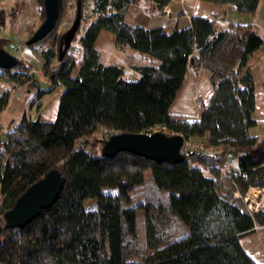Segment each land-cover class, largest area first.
<instances>
[{
    "label": "trees",
    "instance_id": "trees-1",
    "mask_svg": "<svg viewBox=\"0 0 264 264\" xmlns=\"http://www.w3.org/2000/svg\"><path fill=\"white\" fill-rule=\"evenodd\" d=\"M34 1L38 26L44 5ZM66 1H58L54 28L28 45L39 44L50 85L41 87L17 56L14 67L0 69V78L14 81V87H32L35 102L62 88L54 120L24 112L0 137V264H258L239 237L264 225V207L252 211L243 201L250 187L264 188V137L249 131L256 124L255 89L246 67L264 36L240 22L218 28L213 16L192 15L173 28L132 25L121 9L135 0H70L79 23L65 48L66 30L57 33L56 26ZM153 1L158 8L169 2ZM216 1L245 12L258 4ZM36 26L26 27L27 39ZM102 29L140 54L141 61L130 65L137 77L127 76L123 65L100 60L96 38ZM76 36L78 53L70 50ZM8 43L0 37L1 47ZM198 67L209 73V101L198 105V119L172 113L187 72ZM9 96L8 89L0 92V112ZM40 107L38 101V113ZM154 125L184 140L201 137L197 144L215 151L187 149L184 159L172 164L130 151L101 153L102 140L111 133ZM97 134L94 144L88 137ZM232 160L235 166L229 165ZM51 169L65 177L55 201L24 226H6L4 212ZM136 189L142 198L134 203ZM87 199H95V206L86 205ZM137 208L144 211L143 243L136 232ZM182 222L187 231L179 235Z\"/></svg>",
    "mask_w": 264,
    "mask_h": 264
},
{
    "label": "crops",
    "instance_id": "crops-1",
    "mask_svg": "<svg viewBox=\"0 0 264 264\" xmlns=\"http://www.w3.org/2000/svg\"><path fill=\"white\" fill-rule=\"evenodd\" d=\"M23 2L22 0H0V11L3 14L0 21V30L3 29L5 38L9 40V43L5 44L4 48L29 63L31 65L30 73L34 74V77L39 80L41 87H48L50 81L43 70L44 58L38 49L39 44L30 47L24 43L23 47H20L22 41H26L28 37L26 26L33 25L35 20H37V15H34L35 13L31 11L34 1L23 0ZM22 6L24 8L29 6L30 10L27 13L22 12ZM121 12L129 24L146 27L163 26L165 28L184 26L192 15L213 16L216 19L218 28H224L231 22H240L251 24L253 28L264 36V0H258L256 8L251 12L239 11L231 2H219L216 0H169L162 8H158L153 0H135L123 7ZM22 16L24 17L23 19ZM22 20L25 21L24 25H22ZM24 36L26 37L24 38ZM23 38L24 40H22ZM114 43L116 42L113 33L104 29L100 30L96 38V45L100 52V60L105 64L115 63L103 55V52L104 54L111 52L112 48H114ZM133 52L141 59L140 54L136 51ZM53 62L52 66L54 67L57 61L54 59ZM246 67L249 68L252 74L255 89V109L252 116L256 120V124L250 127L249 131L258 125H262L264 130V43L252 53ZM128 76L134 77V75L130 74ZM13 85L14 81L0 78V92L10 89L8 104L0 115L2 133H5L17 123L19 120H16V117L21 118L24 112L36 115V105H31V89L26 85L15 87ZM54 93L43 96L39 101L41 103L39 113L44 120H54L56 118L60 93L56 94L57 91L56 95ZM212 93L213 86L209 80L208 71L202 67L190 68L182 86L176 93L170 111L174 114L198 119L200 115L198 105L200 103L206 104ZM250 133L252 132L250 131ZM252 134L264 137V131L261 135ZM235 164V160L229 162L230 166H235ZM252 190L257 192V208L264 207V188L250 187L248 189V191ZM234 195L238 196L239 193L235 191ZM239 242L256 263L264 264L263 226L257 225L252 231L241 235Z\"/></svg>",
    "mask_w": 264,
    "mask_h": 264
},
{
    "label": "water",
    "instance_id": "water-1",
    "mask_svg": "<svg viewBox=\"0 0 264 264\" xmlns=\"http://www.w3.org/2000/svg\"><path fill=\"white\" fill-rule=\"evenodd\" d=\"M59 0H43L44 18L25 44L41 41L55 26L59 16ZM79 23L77 13L71 26L62 35V44L68 47ZM17 62L16 56L0 46V69L12 68ZM184 137L181 134H167L161 131L152 133L124 132L112 133L102 140L101 153L113 156L119 151H130L145 158L167 163H177L184 159L182 147ZM65 177L58 169L49 170L43 177L32 183L4 212L6 226L22 227L36 217L40 210L50 206L58 197Z\"/></svg>",
    "mask_w": 264,
    "mask_h": 264
},
{
    "label": "rangeland",
    "instance_id": "rangeland-1",
    "mask_svg": "<svg viewBox=\"0 0 264 264\" xmlns=\"http://www.w3.org/2000/svg\"><path fill=\"white\" fill-rule=\"evenodd\" d=\"M34 1V0H33ZM22 3H24L23 2V0H22ZM33 5V8H32V12L33 13H35L34 15H39L40 14V12H39V9H37V7L39 8V6H37L36 7V1H34V4H32ZM38 5V4H37ZM74 7H75V3L74 2H71L70 3V0H68V1H66V3H65V9H64V12H63V14L61 15V18H60V21H59V23H58V25L56 26V30H57V33H63L65 30H67L70 26H71V23H72V21H73V19H74V15H75V10H74ZM25 9V10H24ZM30 10V8H29V6H27V7H25L24 8V6H22V12H28ZM39 12V13H38ZM2 13H0V21L2 20L1 19V17H2ZM38 15H37V20H35V22L33 23V26H36V24L38 23ZM41 15V14H40ZM87 15V14H86ZM24 17L22 16V19H23ZM27 20V19H26ZM85 21V20H84ZM83 21V22H84ZM87 22V21H86ZM40 23H41V21H40ZM39 23V24H40ZM25 24V21H23L22 20V25H24ZM30 26H32V25H27L26 27H30ZM37 28V26L35 27V29ZM84 28V27H83ZM81 32H83V29L81 28V30H79V34L81 33ZM27 36V35H26ZM26 36H24V38L26 37ZM0 37H5V33H4V31H3V29H1L0 30ZM24 38L22 39V40H24ZM25 42V41H24ZM24 42L22 41V45L20 46V47H23V45H24ZM115 44H117V43H114V48H112V50H111V52H108V53H105L104 54V52H103V55L105 56V57H108V58H110V61H113V62H115L116 64H120V65H123L124 67H125V71H126V75L128 76V74H130V75H134V77H137V74L135 75V74H133V72H132V69L130 68V65L132 64V63H137V62H139V61H141L140 59H139V57H138V55H135L134 54V52L133 51H135V50H133V49H131L130 50V48H128V47H122V46H119L118 44L117 45H115ZM77 46H78V44H77V36H76V39H74V41H73V43H72V45H71V48H70V50L72 49L75 53H78V49H77ZM38 49L40 50V47H38ZM71 50V51H72ZM22 60H24V59H22ZM54 60V59H53ZM56 60V59H55ZM25 61V60H24ZM26 64H29V63H27V62H25ZM54 62H52V64H53ZM52 64H51V66H52ZM30 65V64H29ZM53 67V66H52ZM44 70V69H43ZM30 71H31V65H30ZM45 72V71H44ZM32 74V73H31ZM45 74H46V72H45ZM33 76H34V74H32ZM47 75V74H46ZM130 77H132V76H130ZM134 77H132V78H134ZM35 79H36V81L40 84V82H39V80L36 78V77H34ZM23 85H26L27 87H29L27 84H23ZM20 86H22V85H20ZM41 86V85H40ZM13 87H14V85H13ZM30 89H31V91H33V88L32 87H29ZM60 89H61V87H57V88H55L52 92L54 93H56V91H57V93L56 94H58V92L61 94V92H62V89H61V91H60ZM8 90H10V89H8ZM2 92V91H1ZM51 92V93H52ZM54 93V95H56ZM23 94V93H22ZM60 94H59V96H60ZM43 97V96H42ZM41 97V98H42ZM31 98V97H30ZM40 98V99H41ZM9 99V98H8ZM35 98H32V100H31V105H33V106H35L36 105V107H37V102L38 101H40V100H38V101H36L35 102V100H34ZM7 104H8V102H7ZM59 104V103H58ZM7 106V105H6ZM6 106H5V108H6ZM4 108V109H5ZM41 108V107H40ZM3 109V110H4ZM2 110V111H3ZM2 111L0 112V115H1V113H2ZM39 112H40V110H39ZM27 115L29 116V117H31V118H35L37 115L39 116V118L40 119H42L41 118V116H40V113H38L37 111H36V115L34 116V115H31V113L30 112H27ZM31 115V116H30ZM22 117V116H21ZM17 119L16 120H20L21 118L20 117H16ZM187 118H189V119H192V117H189V116H187ZM42 120H44V119H42ZM48 121H50V120H48ZM0 122H1V120H0ZM2 124V123H1ZM252 133H256V134H259V135H261L262 133H263V126L262 125H258L257 127H255V128H252L251 130H250ZM169 132H171V131H169ZM4 134L5 133H2L1 131H0V137H4ZM112 134V133H111ZM167 134H174L173 132L172 133H167ZM101 137V134L99 135V134H97V135H95V136H90V137H88V139L89 140H92V142H94V144H96L97 143V138H100ZM192 143H194V144H196V143H203V141H204V139L203 138H201V137H197V138H194V139H192ZM196 142V143H195ZM98 144V143H97ZM210 148H212V147H208V149L207 150H209ZM206 149V148H205ZM210 151H215V149L214 148H212V150H210ZM183 152V151H182ZM207 174V173H206ZM109 191H112V192H114V190L113 189H109ZM248 192V191H247ZM246 192V193H247ZM251 192V194H249V195H251L252 196V198H253V200H252V206H255V202H257V200L258 199H256V196H253L252 194H255V193H257L256 191H254V190H252V191H250ZM245 193V194H246ZM244 194V195H245ZM244 195H243V197H244ZM142 194H141V189H136L134 192H133V194H132V198H133V202L135 203V202H137L138 200H140L142 197ZM256 199V200H255ZM85 204L86 205H88L89 207H94L95 206V199H87L86 201H85ZM258 209V208H257ZM135 224H136V232H137V235H138V240L141 242V243H143L144 241H145V222H144V211H143V209L142 208H137L136 209V211H135ZM261 226H263L264 227V225H261ZM257 227V225H255L254 226V228H256ZM187 231V226L182 222L181 223V226H180V229H179V232H178V234L179 235H181L182 233H185Z\"/></svg>",
    "mask_w": 264,
    "mask_h": 264
},
{
    "label": "built area",
    "instance_id": "built-area-1",
    "mask_svg": "<svg viewBox=\"0 0 264 264\" xmlns=\"http://www.w3.org/2000/svg\"><path fill=\"white\" fill-rule=\"evenodd\" d=\"M155 131H161V132H164V133H172V132H169V130L164 125H154V126H151V127H148L146 129L142 130L141 132L152 133V132H155ZM192 142L193 141L191 139L184 140V144H183V147H182V151H185L187 149H198L200 151L213 152V151H210V150H212V148H210L209 150H207L208 148L205 149V147H203L202 145H198L197 143L194 144ZM249 194H251L250 191H248L244 195L243 201L246 203L248 209H250L252 211L257 210L258 203L255 202V206H252V200H253V198ZM252 195L253 196H256V193L255 194H252Z\"/></svg>",
    "mask_w": 264,
    "mask_h": 264
}]
</instances>
